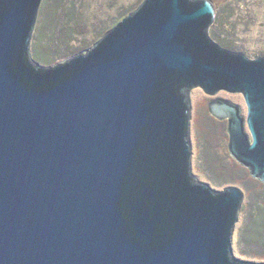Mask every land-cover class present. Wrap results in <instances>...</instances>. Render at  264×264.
I'll return each instance as SVG.
<instances>
[{
    "label": "water",
    "instance_id": "obj_1",
    "mask_svg": "<svg viewBox=\"0 0 264 264\" xmlns=\"http://www.w3.org/2000/svg\"><path fill=\"white\" fill-rule=\"evenodd\" d=\"M41 0H0V264H264L231 255L243 193L190 173L189 92L215 97L230 156L264 183V55L209 38L210 0H143L42 66ZM247 127L248 132L245 129Z\"/></svg>",
    "mask_w": 264,
    "mask_h": 264
},
{
    "label": "rangeland",
    "instance_id": "obj_2",
    "mask_svg": "<svg viewBox=\"0 0 264 264\" xmlns=\"http://www.w3.org/2000/svg\"><path fill=\"white\" fill-rule=\"evenodd\" d=\"M143 0H41L30 53L42 66L64 62L90 49L108 30L131 14ZM215 22L209 38L222 48L264 55V0H210ZM221 97L238 104L246 116L240 93L224 90L189 92L190 173L210 188L234 186L243 193L230 243L240 261L264 262V183L233 159L227 148L226 119L212 116L208 102ZM245 129L247 127L245 125Z\"/></svg>",
    "mask_w": 264,
    "mask_h": 264
}]
</instances>
